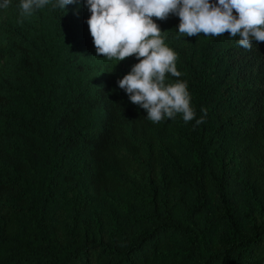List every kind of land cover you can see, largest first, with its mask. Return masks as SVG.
I'll return each instance as SVG.
<instances>
[{"label":"trees","instance_id":"obj_1","mask_svg":"<svg viewBox=\"0 0 264 264\" xmlns=\"http://www.w3.org/2000/svg\"><path fill=\"white\" fill-rule=\"evenodd\" d=\"M18 3L0 9V264H264V42L152 17L207 110L153 124L84 0L19 24Z\"/></svg>","mask_w":264,"mask_h":264},{"label":"clouds","instance_id":"obj_2","mask_svg":"<svg viewBox=\"0 0 264 264\" xmlns=\"http://www.w3.org/2000/svg\"><path fill=\"white\" fill-rule=\"evenodd\" d=\"M78 0H19V18L23 23L36 11L51 6L62 9ZM90 13L86 23L97 57L112 61V68L127 57L137 63L116 81L129 101L143 109L147 120L158 124L174 119L178 114L185 124L204 123L207 110L201 115L191 104L188 85L180 80L176 61L178 54L165 43V31L153 21L179 17L176 31L179 37H219L228 33L237 38L239 47L251 51L253 45L264 42V0H84ZM12 0H0V9H7ZM235 11V15H234ZM169 76L177 78L169 83Z\"/></svg>","mask_w":264,"mask_h":264}]
</instances>
